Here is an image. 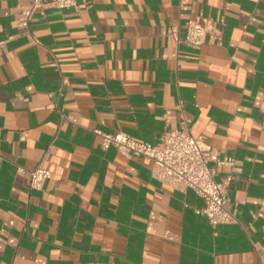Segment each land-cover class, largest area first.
Instances as JSON below:
<instances>
[{
    "label": "crops",
    "instance_id": "crops-1",
    "mask_svg": "<svg viewBox=\"0 0 264 264\" xmlns=\"http://www.w3.org/2000/svg\"><path fill=\"white\" fill-rule=\"evenodd\" d=\"M30 1L0 0V264H264V0H76L23 23ZM195 19L220 39L176 42ZM182 118L236 159L215 175L233 221L101 145ZM36 166L41 189L18 170Z\"/></svg>",
    "mask_w": 264,
    "mask_h": 264
},
{
    "label": "built area",
    "instance_id": "built-area-1",
    "mask_svg": "<svg viewBox=\"0 0 264 264\" xmlns=\"http://www.w3.org/2000/svg\"><path fill=\"white\" fill-rule=\"evenodd\" d=\"M53 3L58 7L80 5L76 0H31L28 7L21 11L22 22L26 23L35 9ZM171 34L176 42L197 46L206 40L220 39L218 30L197 19L186 24L184 33L179 35L176 27H172ZM4 40L0 39V44ZM101 145L103 148L113 145L125 156L142 155L152 161V176L159 181L174 188L192 189L203 200V204L195 211L205 215L207 222L215 227L219 223L230 222L235 219L234 211L227 209L229 200L226 192V181L216 180V167L225 165L233 171L236 168V159L233 156L220 154V151L204 141L202 136H194L190 131L189 120L182 118L176 128L168 129L156 142H147L134 138L124 131L114 133L101 132ZM26 172V182L32 189H41L43 182L50 176L49 170L36 166ZM243 200L235 201V204Z\"/></svg>",
    "mask_w": 264,
    "mask_h": 264
}]
</instances>
